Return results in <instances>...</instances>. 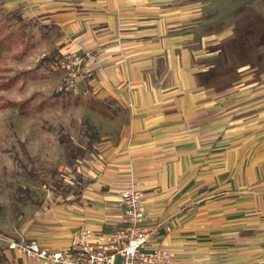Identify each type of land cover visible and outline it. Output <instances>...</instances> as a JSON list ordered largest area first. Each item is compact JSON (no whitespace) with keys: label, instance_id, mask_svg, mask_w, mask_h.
Instances as JSON below:
<instances>
[{"label":"crops","instance_id":"1","mask_svg":"<svg viewBox=\"0 0 264 264\" xmlns=\"http://www.w3.org/2000/svg\"><path fill=\"white\" fill-rule=\"evenodd\" d=\"M2 5L58 27L61 53L86 55L92 93L117 102L127 122L117 140L103 138L95 179L77 198L28 213L19 238L0 228V264H47L8 249L12 240L64 249L85 229L106 239L121 226L129 185L143 197L148 249L162 248L169 264H264V82L210 93L175 23L145 0Z\"/></svg>","mask_w":264,"mask_h":264},{"label":"rangeland","instance_id":"2","mask_svg":"<svg viewBox=\"0 0 264 264\" xmlns=\"http://www.w3.org/2000/svg\"><path fill=\"white\" fill-rule=\"evenodd\" d=\"M145 1L162 8L157 12L175 23L170 29L192 50L198 83L210 93L225 89L229 94L240 83L246 92L264 82V0ZM2 4L0 0V80L12 81L0 91V104L25 103L33 111L44 103L29 117L0 109V228L19 238L28 213L74 200L95 179L94 161L105 146L103 138L118 139L127 113L110 102V120L83 105L90 99L103 100L87 83L86 55L61 53L62 32L55 25H42L37 17L24 19L28 27L19 31ZM54 52L53 62L40 64ZM63 54L82 59L85 79L60 92L66 78L59 66ZM225 100L231 108L232 94ZM61 133L71 139V150L59 142Z\"/></svg>","mask_w":264,"mask_h":264},{"label":"built area","instance_id":"3","mask_svg":"<svg viewBox=\"0 0 264 264\" xmlns=\"http://www.w3.org/2000/svg\"><path fill=\"white\" fill-rule=\"evenodd\" d=\"M73 57V58H72ZM63 54L59 66L66 70L58 91H66L84 82L82 59ZM123 207L121 226L106 239L98 241L90 230L72 236L64 249H49L35 240H12L8 249H15L47 264H169L168 254L160 247L148 249L149 233L142 224L146 209L141 191L129 185L120 192Z\"/></svg>","mask_w":264,"mask_h":264},{"label":"trees","instance_id":"4","mask_svg":"<svg viewBox=\"0 0 264 264\" xmlns=\"http://www.w3.org/2000/svg\"><path fill=\"white\" fill-rule=\"evenodd\" d=\"M10 17L9 19L15 18L17 24H18V30L21 32H25L26 28L28 27V21H25L24 18L22 17L21 13L19 10H13L10 12ZM2 42H0V50L3 46H1ZM25 45V44H24ZM57 52H54V54H51L49 56H45L40 60V64L44 63H51L53 62L54 55ZM11 80H0V91L5 90L10 86ZM2 99V96H0V100ZM110 102H115L113 99H103V100H95V99H90L87 102H84L83 105L89 106L91 109L94 111L100 113L102 116H104L107 119H113V114L110 113L107 109L109 108V103ZM25 103H18L14 101H3L0 104V109H14L18 112V115L21 117H29L31 116L32 113L34 112H40L44 108V103H41L37 105L33 111L28 110L25 108ZM119 107V106H118ZM59 142L64 145L67 149L71 150V145L72 141L71 139L66 135V134H60L59 136Z\"/></svg>","mask_w":264,"mask_h":264}]
</instances>
